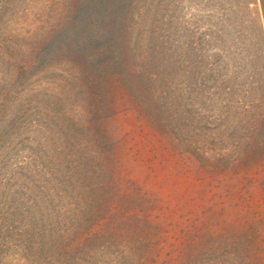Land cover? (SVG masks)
Returning <instances> with one entry per match:
<instances>
[{
  "label": "trees",
  "instance_id": "trees-1",
  "mask_svg": "<svg viewBox=\"0 0 264 264\" xmlns=\"http://www.w3.org/2000/svg\"><path fill=\"white\" fill-rule=\"evenodd\" d=\"M24 1L0 0V62H9L12 53L20 50L21 32L27 30L12 29L9 12ZM52 1L59 11L64 9L67 22L50 28L51 36L40 49L42 55L34 56L36 64L48 51H64L63 60L74 66L75 74L69 75L74 81L86 78L81 67L85 64L103 71L113 83L119 80L118 69L128 56V74L157 99H166V77L177 70L178 78L185 81L182 88L188 92L187 100L194 97L201 102L200 113L216 103L222 110L217 127L202 113L200 121L193 116L192 120L183 118L186 127L194 123L190 130L195 140L187 135L186 151L212 178L213 174L227 177L231 173L243 190L237 192L239 198L249 194L244 206L255 205L252 193L257 189L264 200V0ZM157 14L161 25L151 19ZM16 71L21 73L23 67ZM15 76L13 82L20 80ZM6 91L0 84L1 103ZM162 107L164 111L163 105L158 110ZM228 108L233 114L219 130V120L226 117ZM65 112L38 117L35 128L52 138L56 135L57 144L48 149L40 139L29 161H21L26 175L36 173L33 181L8 166L12 147L2 140L10 114L0 113V126H4L0 127L2 249L7 246L13 253L31 250L34 264L137 261V247L152 243L148 238L155 202L133 181L116 177L112 170L107 173L103 164L91 163L84 148H73L70 143L75 137L85 140V128ZM18 116L11 118L18 123ZM166 126H170L167 119ZM258 175L261 181L255 184ZM192 261L196 259L186 257L179 264Z\"/></svg>",
  "mask_w": 264,
  "mask_h": 264
},
{
  "label": "rangeland",
  "instance_id": "rangeland-1",
  "mask_svg": "<svg viewBox=\"0 0 264 264\" xmlns=\"http://www.w3.org/2000/svg\"><path fill=\"white\" fill-rule=\"evenodd\" d=\"M60 9L52 0H25L9 12V26L27 30L21 32L19 52L12 53L9 62H0V84L7 90L5 102L0 101V113L10 114L6 117L7 134L2 141L12 147L13 157L7 160L10 169L32 181L36 178V173L26 175L21 161L31 157L40 139L48 149L57 144L56 135L52 138L35 128L38 117L45 114L44 117H49L54 111L66 113L67 109L74 122L85 128V140L75 137L70 143L72 147L84 148L91 163L103 164L107 173L112 170L116 177L133 181L156 205L151 212L152 232L148 238L152 243L137 247V261L124 258L117 259L118 263L179 264L190 257L196 261L185 264H264V200L260 198L263 195L259 194L260 189L252 193L255 205L244 206L243 200L249 199V194L247 198H239L237 192L243 190L231 173L227 177L213 174L212 178L198 168L197 160L186 151L187 135L191 141L195 140L190 130L194 123L186 127L183 118L193 116L200 121L202 113L217 127V115L222 112L218 103L200 113L201 102L194 97L187 100L185 81L178 78L177 70L166 77L169 91L166 99H157V95L148 93L128 74V56L119 66V80L113 83H109L103 71L85 64L81 67L86 78L74 81V77H69L75 74L74 66L63 60L64 51L51 54L48 51L42 62L36 64L34 56L42 55L40 49L51 36L53 26L67 22L62 14L64 9ZM158 16L151 19L161 25ZM73 22L77 24L76 20ZM171 30L172 26L168 28ZM137 38L140 41L142 36L138 34ZM18 66L23 67L21 73L16 71ZM14 76L20 80L13 82ZM34 102L41 106L36 107ZM162 105L165 110L162 111L163 107L158 110ZM230 109L219 120V130L229 123L233 114ZM17 114L21 116L18 123L11 118ZM0 127L4 128L2 124ZM255 178V184L261 181L259 175ZM2 248L0 244V264H34L31 250L13 253L7 246L6 250Z\"/></svg>",
  "mask_w": 264,
  "mask_h": 264
}]
</instances>
